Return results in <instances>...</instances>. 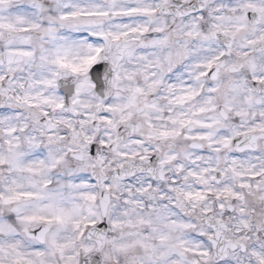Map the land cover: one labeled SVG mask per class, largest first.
I'll return each mask as SVG.
<instances>
[{
	"label": "snow or ice",
	"instance_id": "6c2138e0",
	"mask_svg": "<svg viewBox=\"0 0 264 264\" xmlns=\"http://www.w3.org/2000/svg\"><path fill=\"white\" fill-rule=\"evenodd\" d=\"M0 264H264V0H0Z\"/></svg>",
	"mask_w": 264,
	"mask_h": 264
}]
</instances>
